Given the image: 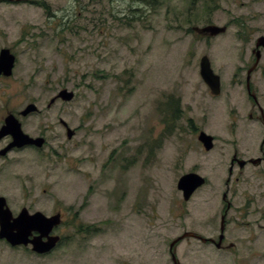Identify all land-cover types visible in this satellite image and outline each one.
Returning a JSON list of instances; mask_svg holds the SVG:
<instances>
[{"label": "rangeland", "instance_id": "rangeland-1", "mask_svg": "<svg viewBox=\"0 0 264 264\" xmlns=\"http://www.w3.org/2000/svg\"><path fill=\"white\" fill-rule=\"evenodd\" d=\"M44 1L61 16L47 18L37 4L0 5L6 19L0 26L10 31L3 41L16 45L19 58L16 90L38 108L60 86L74 92L47 112L46 124L58 126L54 119L61 114L76 132L67 138L63 128L52 142L61 145V160L33 167L34 177L51 186L52 195L61 193L63 208H83L81 224L99 227L77 235L65 226L60 258L18 256L16 263L87 264L81 252L98 247L118 253L132 238L141 264H158L168 239L185 231L216 239L218 227L207 226L225 203L222 192L232 204V234L245 239L250 232L243 221L255 226L263 219L264 235V162L255 163L264 125L245 87L255 40L264 34V0ZM207 23L227 28L203 36L190 30ZM260 52L250 86L264 111V47ZM202 54L220 76L217 94L199 75ZM40 120L33 114L25 126ZM199 130L214 136L211 150L198 141ZM233 153L254 163L235 164L228 175ZM190 171L205 183L184 201L176 182ZM177 257L183 264L246 261L221 257L193 239L178 244ZM0 264L15 263L8 256Z\"/></svg>", "mask_w": 264, "mask_h": 264}, {"label": "flooded vegetation", "instance_id": "flooded-vegetation-1", "mask_svg": "<svg viewBox=\"0 0 264 264\" xmlns=\"http://www.w3.org/2000/svg\"><path fill=\"white\" fill-rule=\"evenodd\" d=\"M78 1L79 0H77V4ZM24 3L37 4L36 6L43 10L47 18H57L61 16L58 14V11L61 12L62 10H52L44 0L0 1V5ZM64 13H66L68 17H71L73 11H64L62 14L64 15ZM2 14H5V12ZM0 19L3 20L2 22L6 20L5 18ZM9 32V25H3L1 23L0 55L1 51L6 49L8 52L5 58L12 55L13 63L10 71H8L6 67H2L3 69L0 67V197H2L0 200V216L2 214L7 215L5 229L2 228L0 218V259L10 256V259L17 264L18 256H23L25 260L44 259L47 257L60 258L62 254L63 227L71 226L73 232L78 235L82 232L92 233L97 231L99 224H94V221L86 225L81 224L80 216L84 211L83 208H76L75 205H70V209L63 208L61 193L54 192V195H52L51 191L53 188L51 186L46 187L35 180L34 176H36V172L33 167L37 168L38 165H42L41 162L49 163L53 160L57 162L61 160V145L58 144V147H56L55 143L52 144V142L56 141V138L61 139L62 130L66 126L63 125L61 114L54 119L58 126H50V124H46V122L48 121L47 112L54 106H61L62 104L60 98H55L62 87L60 86L58 90L55 89L48 101H43L45 104L40 108L37 107L35 102L30 100L29 95L24 96L20 91L16 90L14 75L17 68L16 65L19 62V58H17V54L14 50L16 45L3 41V38L6 37L5 34ZM52 98H54V100L49 103ZM30 103H34L37 108L23 115L22 111ZM254 106L257 107L260 113L258 104L253 103L252 107ZM33 114L40 116V123L42 124H39V126H25V121ZM9 115L14 116L19 121L20 129L23 133L37 140V142L11 146V143L16 144L17 141L14 140L13 131H10L11 127L4 126L5 120ZM74 132H76V130H74ZM263 145L264 138L261 140L258 148L262 154L260 162H264ZM27 152L33 153L34 155L30 157L26 154ZM250 158L251 157L246 159V164L250 163L248 161ZM235 164L238 166V160H234L233 164L229 165V173L232 174V169ZM235 178L237 179V177ZM228 181L229 180H227L226 185ZM222 194L223 197H225L222 198L225 203H222L217 214V219L211 220L212 223L210 222L207 226V229L209 227H212L211 229L215 226L218 227L216 239L213 238V236H203L197 232L204 237L203 241L194 237L184 238L183 240L193 239L200 241L201 244H210L216 254L221 257L230 258L236 256L238 259H246L242 264H250L251 262L252 264H260V261L264 258H261V256L256 257V254H262L264 257V235L262 234L263 231H261V229H263L262 224H260L263 219L255 220V226L252 225V220L243 221L242 225L246 226L248 228V233H250L245 239H237L232 234L235 226L232 230L229 228L228 213L232 209V204L227 200L226 192ZM21 215L28 217L31 221L28 222L25 228L27 231L25 239H18L20 241H17L16 238L20 235H15L17 229H12L11 227L14 219L19 218ZM57 216L59 220L53 218ZM49 218L52 222L57 220V223H53L49 231L45 233L49 227ZM244 218L245 215H241L240 219ZM102 225L107 226V224L104 223H102ZM236 227H239V225ZM21 230L23 231V229ZM254 231H257L256 234ZM211 232L212 234L214 233V231ZM257 233L261 235H257ZM174 239L175 238L170 241L168 239L167 250L161 254V261H163H160L158 264H183L177 257V246L182 240L176 243ZM67 240L68 239L65 241ZM138 243L139 242H136V240L133 241L131 238L120 245L121 250H119L118 253L115 250H99L98 247H91L94 250L83 251L81 255L87 258V264H101L97 259H100L102 264H141L140 256H142V253L138 249ZM43 244L44 246L48 244L50 247L41 251L40 247H42ZM112 254L114 255L111 256Z\"/></svg>", "mask_w": 264, "mask_h": 264}, {"label": "water", "instance_id": "water-1", "mask_svg": "<svg viewBox=\"0 0 264 264\" xmlns=\"http://www.w3.org/2000/svg\"><path fill=\"white\" fill-rule=\"evenodd\" d=\"M2 1V0H0ZM6 1H12V0H6ZM196 32L200 33V34H208V35H217L221 32H224L226 27L225 26H217L214 24H210V25H206L203 26L201 28L199 27H194L193 28ZM263 47L264 46V34L260 35L255 42V48L253 50L254 55H255V61L253 63V65L248 68L247 70V74H246V83H247V89H249V79H250V73L251 71L256 67L259 58H260V50L259 47ZM8 51L2 50L1 51V55H0V67L1 69H3L2 67H6L8 69V71H10L11 67H12V63H13V56L9 55L7 58H5L6 53ZM7 71V72H8ZM199 74L201 76V78L204 80V82L208 85V87L210 88L211 92L213 94H217L220 90V79L219 76L217 74H215L210 66V62L208 60V57L206 55H203L200 58L199 61ZM253 97L255 98V95L252 94ZM57 97H60L62 100L64 101H69L72 99L73 97V92L67 90L66 88H63L59 91ZM256 100V99H255ZM34 109H36V107L34 106V104H29L23 111L22 114L26 115L28 112L33 111ZM66 125V123H64ZM4 126H9L10 131H13L14 133V140L17 141L16 144L11 143L10 145H22L25 143H32V142H37V140L32 139L30 137H28L27 134L23 133L22 130L20 129V123L19 121L12 115H9L8 118L5 120ZM72 130L70 128L67 127V137H71L72 135ZM198 140L201 142V144L203 145L204 149L209 150L213 143H212V136L206 134L203 131H200L198 134ZM258 161V160H256ZM243 162H240V165H242ZM205 179L195 173V172H189V173H185L182 176L179 177L178 181H177V188L179 190H181L182 195L184 200H187L190 195L193 193V191L199 187L200 185H202L204 183ZM2 198L0 197V200ZM5 214H2L0 216L1 218V222H2V228L5 229V225L7 223V219H6ZM55 219H58L57 217H53ZM24 219V220H23ZM50 222L48 229L45 231V233H47L49 231V228L51 225H53V223H57V220L53 221L49 218ZM59 220V219H58ZM31 221V219H29L28 217L21 215L19 218L14 219V222L12 224V229H17L16 230V234L15 235H20L16 238L17 241H20L18 239H25L27 231L25 230L26 226L28 225V222ZM23 229V231L21 230ZM184 236H196L199 237L198 235H196L193 232H185L184 235L180 236V238L184 237ZM179 238V239H180ZM44 244L42 245L41 251H44L46 249H48L50 247V245H46L44 246Z\"/></svg>", "mask_w": 264, "mask_h": 264}]
</instances>
